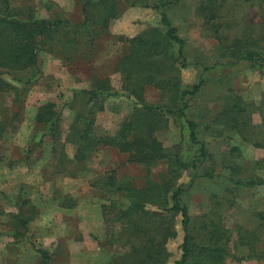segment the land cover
<instances>
[{"label":"rangeland","instance_id":"1","mask_svg":"<svg viewBox=\"0 0 264 264\" xmlns=\"http://www.w3.org/2000/svg\"><path fill=\"white\" fill-rule=\"evenodd\" d=\"M111 1L118 16L110 27L93 25L96 30L84 37L73 26L88 17L82 0H10L11 6L24 10V16L31 9L40 17L69 20L73 27L66 34L59 31L43 39L37 70L16 72L22 81L2 74L19 90L12 95L0 92L4 118L0 122V264H123L133 243L123 245V226L128 223L118 216L130 200L92 181L111 173L138 187L171 180L172 190L179 185L187 188L182 200L191 216L194 245L186 264H264V75L240 57L256 46L264 63V0H220L216 9L222 17L211 22L199 10L202 0ZM163 2L162 9L186 41L185 65L178 58V46L164 41L166 63L154 72L152 81L142 83L140 94L145 102L161 108L157 112L163 111L166 125L153 135L168 153L178 155L182 165L164 177L170 158L147 168L112 145L101 146L77 163L75 146L64 140L76 115H84L91 106L85 90L92 88L94 78L112 86L104 110L95 118L98 134H116L140 108L132 86L142 74L136 68L124 72L120 63L139 35L154 29L164 33L161 14L154 8ZM97 11L93 8L91 13ZM214 21L235 25L217 33ZM246 28L253 29L250 37ZM73 34L76 41H66ZM128 77L130 89L123 87ZM198 82L201 88L187 96L185 116L163 110L181 107V91ZM50 103L62 111L57 142L47 124L36 120L39 108ZM188 118L197 123L199 139L206 146L197 172L193 161L200 145L190 139ZM169 207L158 209L169 230L165 240L155 235L163 239L158 264H175L183 253L182 217ZM133 238L139 244L138 237ZM34 246L47 250L48 261ZM215 247L221 250L214 251ZM240 257L247 258L236 260Z\"/></svg>","mask_w":264,"mask_h":264},{"label":"trees","instance_id":"2","mask_svg":"<svg viewBox=\"0 0 264 264\" xmlns=\"http://www.w3.org/2000/svg\"><path fill=\"white\" fill-rule=\"evenodd\" d=\"M82 1L84 13L88 17L73 26L76 28L75 32H84V37L90 36L96 30L93 25L108 28L112 20L118 16L116 5L111 0ZM175 1L179 2L180 0ZM220 3V0H202L199 10L205 13L207 22H211L218 17L216 8ZM164 5L165 2L154 4L156 11L161 14V24L165 27L164 33L154 29V33L139 35L138 39L133 41L132 55L130 56V53L125 56L120 63V69L124 72L136 68L137 73L142 74V76L138 77V83L132 86L133 94L137 95L138 102L141 104L140 108L128 120L123 122L116 134H98L95 129V118L98 111L104 110V99L111 95L112 86L106 80L94 78L92 88L85 90L91 98V106L84 115L81 113L76 115L64 140V144L70 143L75 146L74 158L77 163L89 159L101 146L112 145L117 146L120 151L128 153L131 162L143 163L147 168L155 165L160 159L170 158V166L168 172L163 174L164 177H170L182 165L178 155L172 156L171 153H168V150L153 135L154 131L166 125L163 111L159 110L160 112H157L161 108L145 102L140 94L143 87L142 83L152 81L154 72L156 70L160 71L161 65L166 63L164 56L167 48L164 41L169 40L178 46V58L183 59L182 62L185 65L184 47L186 41L180 35L178 27L172 23L168 14L162 9ZM93 8L98 10L96 14L91 13ZM89 12L91 13L90 17ZM24 15V10L11 6L10 0H0V69H2L0 70V92H6L9 95H12L13 90L19 89L2 77V74L6 72L11 74L15 80L22 81L16 75V72L30 68L37 70L39 48L43 39L53 38L54 33L59 31L66 34L68 27H73L69 20L53 18L52 16L49 18L40 17L34 14L31 9L26 16ZM219 17L221 18L222 16ZM215 23L216 21L213 22V25ZM233 25L235 24L229 25L218 22L213 28L215 32L220 33V29H231ZM252 31L253 29L246 28L245 34L250 37ZM66 41L74 43L76 41L75 34L72 37L68 35ZM252 43H255V41L253 40ZM251 47L253 48L248 49L240 57L248 60L251 66L258 67L259 72L264 75V63L262 62L261 54L257 49H254L256 46ZM26 82H30V80ZM125 84H123L124 88H131L129 77L128 80L126 78ZM201 86L202 82H198L193 84L192 88L183 89L181 91L182 104L178 109L165 108L163 110L170 114L179 113L185 116L189 107L188 100H186L187 96L194 94ZM19 96L20 93L18 92L15 97L19 98ZM55 106L54 103H50L47 106L40 107L36 120L47 124L48 132L53 140L57 142L61 137L58 132L60 129L58 122L62 111L57 110ZM3 119L0 110V122ZM187 123L191 141L200 145L199 154L196 155L193 161V169L197 172L206 156V146L199 139L197 123L189 118ZM2 127L3 125H0V139L3 135ZM55 149L53 147L54 151ZM233 149L240 151L237 147ZM255 182H257V178L250 181V183ZM98 184H102L110 194L114 192L122 193L123 196L130 200L129 204L122 206V212L118 216L119 220L128 223L123 226L124 234H126L123 245H131V242L134 244L130 247V253L127 254L128 256L123 264H158L157 257L161 254L163 239L158 240L155 235H162L165 240L166 235L169 233L168 225L165 221L166 216L160 210L169 207L167 206L168 194L171 191L169 197L172 200V205L168 209L181 215L184 229V237L181 244L183 253L181 258L175 261V264H186L191 253V246L194 243L191 241L192 236L189 231L191 216L187 205L182 200V194L187 189L184 185H179L172 190V181L163 180L160 183L148 182L145 186L138 187L133 184L132 180H119L115 173L106 175L93 182L94 186ZM149 205L156 208L152 209ZM22 211V207H20L21 224L27 231L28 223ZM133 236L138 237L139 244H137ZM34 248L41 254L43 261H48L49 255L45 248H37L35 246ZM213 250L219 251L221 248L215 247ZM246 258L240 257L236 258V260L242 261Z\"/></svg>","mask_w":264,"mask_h":264},{"label":"crops","instance_id":"3","mask_svg":"<svg viewBox=\"0 0 264 264\" xmlns=\"http://www.w3.org/2000/svg\"><path fill=\"white\" fill-rule=\"evenodd\" d=\"M96 179H98V178H95V179H94V180H92V181L94 182Z\"/></svg>","mask_w":264,"mask_h":264}]
</instances>
